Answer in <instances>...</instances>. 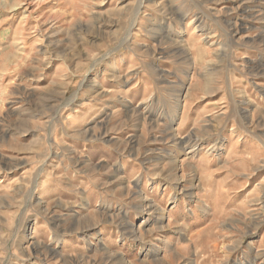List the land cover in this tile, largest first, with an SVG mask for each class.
Listing matches in <instances>:
<instances>
[{
    "label": "rangeland",
    "instance_id": "374dc122",
    "mask_svg": "<svg viewBox=\"0 0 264 264\" xmlns=\"http://www.w3.org/2000/svg\"><path fill=\"white\" fill-rule=\"evenodd\" d=\"M0 264H264V0H0Z\"/></svg>",
    "mask_w": 264,
    "mask_h": 264
},
{
    "label": "crops",
    "instance_id": "0c3cea01",
    "mask_svg": "<svg viewBox=\"0 0 264 264\" xmlns=\"http://www.w3.org/2000/svg\"><path fill=\"white\" fill-rule=\"evenodd\" d=\"M194 150V149H193ZM190 152V151H189ZM188 152V153H189ZM192 152V151H191ZM187 196H189L190 198H192L190 195H188V193L186 194ZM145 206H146V208H145ZM137 208H138V210H139V214H138V216H141V214H143L142 212H144V210H146L147 212H150L152 209H150V208H152V207H147V205H145V204H142V205H138L137 206ZM125 215H127V212H125ZM155 249V248H154ZM153 252H156V251H154L153 250Z\"/></svg>",
    "mask_w": 264,
    "mask_h": 264
},
{
    "label": "bare ground",
    "instance_id": "6f19581e",
    "mask_svg": "<svg viewBox=\"0 0 264 264\" xmlns=\"http://www.w3.org/2000/svg\"><path fill=\"white\" fill-rule=\"evenodd\" d=\"M250 8V7H249ZM177 47V46H176ZM178 50H180L179 48H177ZM181 53V52H180ZM182 141H184V139H182Z\"/></svg>",
    "mask_w": 264,
    "mask_h": 264
}]
</instances>
